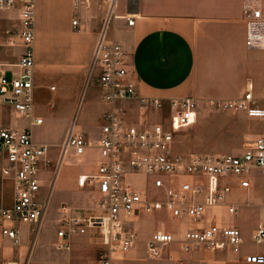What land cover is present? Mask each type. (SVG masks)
Returning a JSON list of instances; mask_svg holds the SVG:
<instances>
[{"label": "built area", "instance_id": "obj_1", "mask_svg": "<svg viewBox=\"0 0 264 264\" xmlns=\"http://www.w3.org/2000/svg\"><path fill=\"white\" fill-rule=\"evenodd\" d=\"M79 1L74 0V6ZM105 1L108 15L96 42L91 66L96 72L100 98L110 108L101 113V125L94 142L73 119L59 147L50 187L44 194H41V172L49 166V146L36 143L28 128L0 127V173L10 179L13 186L11 204L0 205V241L21 246V225L26 226L27 239L36 241L47 216L52 187L65 160L70 156L83 159L90 150L96 149L100 161L95 170L80 173L76 178L79 188L95 194V205L93 208L60 206L61 215L56 222L58 249L67 248L68 238L73 235L91 234L100 239L104 247L99 256L101 264H110L113 258L128 254L135 246L136 232L131 226L138 216L163 209L171 218L189 222L178 242L181 252L206 247L239 253L243 237L237 227L193 224L200 222L208 207L225 201L231 191L228 178L236 177L240 187L248 188L255 169L264 174V133L245 141L239 154L175 152V136L196 122L198 103L190 97L173 98L168 102L169 115L164 120L161 115L156 120L148 117L162 110V102L136 94L123 47L107 39L109 22L115 18L116 0ZM0 10L18 11L17 36L22 42L17 62L19 73L10 78L0 74L1 101L18 114L33 118L32 123L41 124L42 118L32 116L35 0H0ZM242 14L246 48L264 50V0H243ZM125 21L129 26L134 22L130 16ZM71 23L74 28L80 26L78 19ZM129 99H136L140 108L135 121L129 120L126 110L117 105ZM205 105L215 111L264 119V106L253 101L250 82L242 98L210 100ZM140 174L151 180L162 198L149 196L146 189L129 181L130 176ZM227 212L235 214L236 209L229 206ZM252 240L256 244L264 242V224H258ZM173 242V232L154 231L145 242L146 257H163L165 248ZM31 253L29 248L18 251L2 264H29ZM244 261L264 264V254H246ZM175 264H183V261L176 260Z\"/></svg>", "mask_w": 264, "mask_h": 264}, {"label": "crops", "instance_id": "obj_2", "mask_svg": "<svg viewBox=\"0 0 264 264\" xmlns=\"http://www.w3.org/2000/svg\"><path fill=\"white\" fill-rule=\"evenodd\" d=\"M62 1L71 6L74 3V0ZM242 1L116 0L114 33L107 39L116 41L123 47L129 77L135 85L136 94L161 100L162 110L159 113L149 114L148 117L156 120L154 116H160L165 109L169 111L168 102L173 98L190 97L198 103V110H200L198 122L200 123L203 116L208 114L205 110L207 108L205 104L208 101L240 99L248 82L252 84L253 101L264 106V50H249L245 46ZM59 2V0H35L33 93L42 88H45V91L56 92L59 87L54 85V89H50V84L48 85L44 78L48 76L59 78L63 89L67 91L68 88L69 90V97L66 94L56 93L57 98L68 102V105L66 104L68 110H59V114L64 113L70 119L82 90L83 77L90 61V53L94 49L96 37L94 36L95 31L89 34L80 33L81 31L73 32L70 20L71 29L64 31V38L72 40L77 37L81 43L72 48L61 49L57 54L59 58L69 61L68 70L48 72L44 66L52 59L53 51L46 47L43 50L41 48L39 36L43 32L38 28V16L43 10H58ZM90 2L93 3L94 0L89 2L80 0L77 4L84 5L86 8ZM0 11V74L10 78L20 71L17 66L22 52V42L17 36L19 15L17 10ZM127 16L133 17L134 22L130 26L126 25ZM53 29L50 27L48 35H53ZM95 83L98 87L96 78ZM97 90L98 99L102 103L99 112L101 116V113L108 110L110 106L101 100L99 87ZM117 105L126 110L129 120L138 119L140 108L136 99L122 100ZM5 113L14 115L16 119L22 117L12 107L4 104L0 97V127L28 128L31 132V129L40 125L29 121L23 126L16 124L12 126L1 118ZM32 116L42 118L35 114L34 110ZM228 116L241 123L236 138L228 140V149L242 148L245 141L264 133V119L249 118L243 113L233 112H228ZM248 121L255 123L253 128L247 127ZM69 126L62 135H58L56 142L53 143L58 144L56 155L51 157L48 152L50 162L49 166L44 167L41 172L43 179L41 194H44L50 187L51 171ZM34 141L46 144L39 140L34 139ZM92 151L90 150V153ZM84 159L67 158L63 164L65 165L63 171L60 169L62 174L59 171L60 175L58 174L52 187V191L54 188L57 190V196L51 209V213L56 215L55 223L61 215L60 206L62 204L71 208H93L95 205V194L79 188L76 178L80 173L93 172L100 158H96L95 163L88 167L83 163ZM71 164L76 165L77 168L68 172L65 167ZM1 166L0 161V168ZM131 177H140L142 181L146 179L143 174ZM228 182L231 191L225 201L218 206L208 207L204 217L193 226L200 227L216 223L221 226L237 227L243 237L239 253L235 254L230 250H212L206 247H196L188 252H181L178 242L189 226V222L172 219L168 214L171 222L169 227L163 224L157 225V213L159 212L157 211L153 214L143 213L138 216L132 223L133 227L131 226L136 232L135 246L125 258L123 256L113 258L110 264H145L148 258L146 255H139L137 251L144 250L149 236L160 229L173 232L175 238V242L165 248L164 255L160 259L165 264H175L176 260H182L183 264H250L244 261L246 254H264V242L256 244L252 240L258 224H264V174L255 169L249 178L248 188L240 187L236 177L228 178ZM12 192V181L3 178L0 173V205L9 206L11 204ZM229 206L236 209L235 214L227 212ZM174 224L178 225L177 229L174 228ZM92 238L98 239L91 234L73 235L68 238L65 249L71 250L68 256L70 264H101L97 252L104 247L102 244L92 243ZM58 240L55 233L54 244ZM1 242H3L2 254H14L22 250V248L11 249L6 247L5 241Z\"/></svg>", "mask_w": 264, "mask_h": 264}, {"label": "rangeland", "instance_id": "obj_3", "mask_svg": "<svg viewBox=\"0 0 264 264\" xmlns=\"http://www.w3.org/2000/svg\"><path fill=\"white\" fill-rule=\"evenodd\" d=\"M59 1L60 6L58 10H43L38 16V28L43 32V34L39 36V43L41 45V48L43 50L46 47V49H52L53 51L52 59L48 61L47 64H45L44 68L48 72L52 73H56L57 70H68L70 68L69 61L59 58V56L57 55L58 52L61 49L64 50L72 48L81 43V40L77 37L73 38L72 40H66L64 38V31H68L71 29L70 20L72 21L73 19H78L80 23V26L77 28H74L72 26L73 32L81 31L80 33L89 34L92 33V31H95L94 36L96 37V39L93 47L95 48L96 42L102 30V26L104 25V22L108 15V4L105 0H94L93 3L90 2L89 5L87 4L86 8L84 5L77 4V6H74L73 3V6H71L62 0ZM102 5H104V7H102ZM7 13L9 14L10 12ZM3 14L6 13L3 12ZM113 23L114 18L112 17L107 29V37H110L114 33ZM50 27L54 28L52 30L53 35H48ZM93 52L94 49H92L90 53V61L88 62V67L86 68V73L83 77L82 90L78 96L75 110L70 119H68V115H65L64 113H62V115L59 114V110L66 109L68 102H64V100L62 101L60 98H57L56 93L66 94V96L69 97L68 88L67 91L63 89L59 78L55 76H48L46 79L44 78V81L48 85L50 84V86L55 85L59 87L56 92L45 91V88H42L33 93L32 111L34 110L35 114L42 117L43 123L38 125V127L31 129V135L33 140H39L49 146L48 152L51 157L55 156L57 152L58 144H53L56 142L55 139L58 137L59 134L62 135L63 131L67 128L68 125L71 124L74 118L76 119L77 125H79L86 133L90 135V137L92 138V142L95 141L97 131L99 129V126L101 125L99 112L100 104L102 105V103L98 99V87L95 83L96 72L92 71L91 66ZM205 110L208 112V114H205L203 116L204 118L200 123L198 122L200 110H198L196 122L191 126L180 130L176 134L174 151L177 153L229 152L239 154L242 151V148L239 147L228 149V140L236 138L237 130L241 125L240 121L230 118L228 116V111H215L209 108H205ZM168 115L169 111L165 109L163 112H161V120H164V118ZM154 117L157 119L158 116ZM1 118L5 122H9L12 126L15 124L18 126H23L28 124V122L32 121L33 119L26 118L24 116H22L20 119H16L14 115L6 113L1 116ZM248 122L249 123L247 124V127L253 128L255 123L251 121ZM69 158L73 157L70 156ZM96 158H99V155L96 150L92 151L91 153L88 152L85 156L83 163H85L87 167L91 166L93 163H95ZM64 166L65 165L62 166L61 171H63L62 169H64ZM65 168H67L68 172H71L77 167L76 165L71 164V166H67ZM60 174H62V172ZM128 179L136 187L140 189H146V192L149 196H157L159 198L161 197L158 191L152 186L150 179H145L144 181H142L140 177L131 176ZM52 192V196L49 200L48 213L40 229L36 241L33 242L32 238H30V241L27 239L26 227L25 225H21V246L14 247L6 242V247H9L11 249L17 248V250H19L20 248H22L21 251H26L28 248L31 249L32 253L30 256V264H70L68 261V256L70 255L71 250L58 249L54 244L55 233L59 227L54 221L56 215H53L51 213L52 205L57 196V190L54 188ZM91 198L92 200L95 199H93V197ZM88 199H90V197H88ZM169 220L170 218L168 216V212H166L165 210L159 211L157 213V225L163 224V226L169 227L171 223ZM177 226L178 225L174 224V228L177 229ZM91 242L98 245L102 244L100 243V239L95 238H92ZM0 244H2V246L0 245V264H2L5 258L13 256L17 253L2 254L1 251L3 252V242H1ZM102 250L103 248H100L97 252L98 259ZM137 253L139 255H145V251L143 249L137 251ZM126 256L127 254L124 255L123 258H125ZM161 258H157V260L148 258V260H146L144 263L165 264L163 261H160Z\"/></svg>", "mask_w": 264, "mask_h": 264}]
</instances>
